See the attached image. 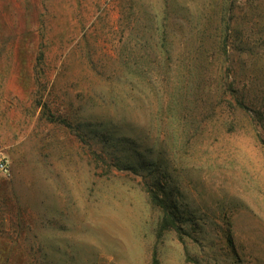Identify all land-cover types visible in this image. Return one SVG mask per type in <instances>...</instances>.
<instances>
[{"label": "rangeland", "instance_id": "1", "mask_svg": "<svg viewBox=\"0 0 264 264\" xmlns=\"http://www.w3.org/2000/svg\"><path fill=\"white\" fill-rule=\"evenodd\" d=\"M1 157L0 264H264V0H0Z\"/></svg>", "mask_w": 264, "mask_h": 264}, {"label": "trees", "instance_id": "2", "mask_svg": "<svg viewBox=\"0 0 264 264\" xmlns=\"http://www.w3.org/2000/svg\"><path fill=\"white\" fill-rule=\"evenodd\" d=\"M148 187V192H149V198L150 200L157 206H159L161 209H162V216L158 222V230L159 232H162V231H165V230H168V229H174L178 232H180L181 228L180 226L178 225L177 221H176V212L175 210H173V208H169L167 206V204H165L163 202V200L157 195V193L155 192V190H153V188ZM179 238H180V235H179ZM229 243H231V239L229 238L228 239ZM186 258H188L189 260V257H187V253H186ZM154 260V264L156 263L155 259L153 258Z\"/></svg>", "mask_w": 264, "mask_h": 264}, {"label": "built area", "instance_id": "3", "mask_svg": "<svg viewBox=\"0 0 264 264\" xmlns=\"http://www.w3.org/2000/svg\"><path fill=\"white\" fill-rule=\"evenodd\" d=\"M10 165H9V161L6 157H1L0 158V174L2 175H6L9 173L10 171Z\"/></svg>", "mask_w": 264, "mask_h": 264}]
</instances>
